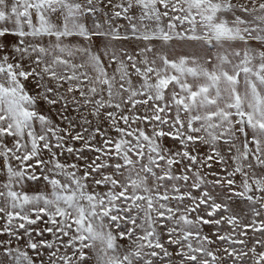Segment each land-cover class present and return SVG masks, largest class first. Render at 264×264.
<instances>
[{"label":"snow or ice","instance_id":"snow-or-ice-1","mask_svg":"<svg viewBox=\"0 0 264 264\" xmlns=\"http://www.w3.org/2000/svg\"><path fill=\"white\" fill-rule=\"evenodd\" d=\"M0 264H264V0H0Z\"/></svg>","mask_w":264,"mask_h":264}]
</instances>
